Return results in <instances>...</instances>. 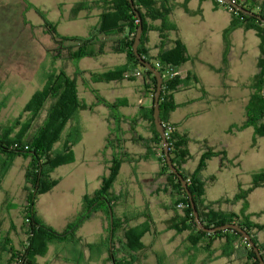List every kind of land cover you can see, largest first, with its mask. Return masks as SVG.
<instances>
[{"label":"crops","instance_id":"crops-1","mask_svg":"<svg viewBox=\"0 0 264 264\" xmlns=\"http://www.w3.org/2000/svg\"><path fill=\"white\" fill-rule=\"evenodd\" d=\"M172 2L175 7L169 16V24L175 26V29L166 32L167 39L164 49L170 50L174 47L175 42L180 41L186 47L188 59L178 69V75L184 81V84L173 93L177 107L168 114L167 122L178 134L188 136L190 139L188 149L192 157L184 165L186 173L194 174L197 172L200 160L207 150L211 149L225 153L224 160L220 157H214L207 162L206 168L200 172L201 179L206 182L205 198L207 203L221 202L220 205H217L216 210L240 214L244 202H232L231 199L241 189L248 190L252 187L255 175L264 171V152L261 153L264 137L257 136L252 127L241 129L246 121L247 106L252 96L258 92L257 76L259 73L261 40L257 44L255 61L248 66L249 60L244 57L246 53L245 43H248V39L247 41L239 39L234 42L226 38L225 32L232 21V14L229 11L217 5L215 0H173ZM23 3L20 16L25 21V14L30 10L27 11L25 2L23 1ZM76 3H79V1L68 0L66 3V0H60L57 8L60 11L61 18L66 17L71 23H76L82 17L81 12H74ZM210 5H212L215 18H218L222 12L230 14L231 18L227 24L221 25V29L217 33L219 47L217 59L212 62L208 60V63L201 64L206 71L203 72V84H199V77L192 64L201 59L206 46H215V43L211 41L212 37L202 36L198 42L201 45V50L198 49L194 54H190L187 43L182 37L179 20H182L183 23L186 21L189 28L195 31H198L200 26L203 28L205 26V29L208 30L209 24L204 22L203 14L208 12ZM83 12L87 13L85 14L86 19L98 18V24L100 23L102 10L94 8L91 11ZM25 23L27 25L26 21ZM155 26L160 27L161 22H156ZM238 30L244 31L243 35L245 37L248 33L256 31L253 29L247 30L244 27H239L235 31ZM151 33H156V37L151 38ZM151 33L146 48L151 56L157 57L160 53L161 33L159 31ZM221 33L225 35L223 40L220 39ZM63 36L79 37L71 34H64ZM255 36L259 37L257 31ZM117 39V37L102 38V42L105 44V52L102 55L111 56V59L118 56V59H121L123 63L102 72L73 70L70 66L73 61L69 59L67 50H62L57 58L54 57L53 54L57 50V45L51 39L48 46L44 48L48 66L45 69L43 84L40 89L31 92L33 96L41 90L46 84L47 76L55 71H65L67 73L71 68L73 70H71L72 75L67 74L76 77L77 82L80 77H88L86 81L81 83V89L78 82V94L83 102L94 106V108L79 111L73 117L62 133L59 141L62 143L61 149H55L56 152H61L69 141H74L72 152L77 158V170L84 173L90 168L85 156V153L89 150L87 143L93 139L96 141L95 145L89 150L91 157L94 159L93 168L96 170V189L82 195L81 210L78 211L77 216L83 210L85 196L100 189L103 176L109 175L111 162L115 153L119 151L117 148L105 150L107 140L110 137L116 139L121 150L127 152L131 158L130 161L122 164L114 184L113 192L120 197V201L115 205V213L132 227L146 223L150 224V232L142 240L145 248L137 253V261L134 264H173L165 255H160L162 250L157 252L158 250L155 247L149 248L157 238L166 239L167 243L172 245V253L180 252L182 259H179L178 264H188L189 259L194 256L195 258L198 256L196 260L199 264H214L216 261L222 264H246L245 242L242 239L234 243L236 252L230 258L223 255L226 239L213 241L211 245L214 258L209 261L210 256L207 252L198 251L188 242L189 238L194 236L193 233L177 234L176 231L171 229L174 226L172 224L174 219L172 208L178 200V194L172 189L167 175H161V163L156 139L157 129L145 117L147 111L153 106V98L147 86L149 81L144 76L136 77L135 73L140 69L134 66L128 69V75L131 79L125 78L111 82L93 81L92 74L109 72L126 64L125 54L116 53L113 50V45L118 41ZM254 43L256 42L254 41ZM76 44L75 42H69L65 44V47L75 46ZM235 47L240 48L238 51L240 54L233 64L236 74H234L233 79H230V71L232 72L230 60L235 58ZM243 68L245 71H243ZM79 72H81L80 75H78ZM241 76L246 79L244 83L240 79ZM207 85L215 86L216 90L214 89L210 93L206 87ZM100 86L101 88H98ZM91 90L97 91L110 103L122 101L124 104L118 108L117 112L107 106L98 105ZM236 95H238L237 99L234 97ZM10 103V100L7 101L6 107L1 108L0 106V109L5 112L9 109ZM115 114L119 116L116 131ZM98 115H102V118L97 119L96 116ZM2 116L1 113L0 119ZM77 150L80 152L79 157L77 156ZM28 160L26 164H29L30 160ZM259 162L260 167H258ZM125 166L130 169L128 171L130 176L137 171L141 172L143 185H134L133 188H130V185L121 186L117 184L119 176L126 172ZM147 167H150L149 171H147ZM7 171L0 173L1 180ZM61 183L62 180L56 187L60 186ZM214 189H217L215 194L211 192ZM22 190L26 193L19 205L15 207L14 213H11L12 204L9 203V192L3 190L0 185V264H9L12 256L11 249L15 254H22L28 244L30 233L26 218L28 206L26 179ZM3 197L5 198L4 201L2 200ZM247 201V214H249L250 220L263 227L262 230L254 232L256 241L259 244H264V184L254 188ZM154 210L159 211L158 215H154ZM36 213L40 219L38 210ZM95 216L101 219L102 226L95 243L89 240L88 233H79L77 234L78 240L64 239L50 244L47 254L38 257L36 264H113L110 261L112 250L111 246L108 245L106 217L101 212L96 213ZM56 243H59V246H54ZM94 247L97 250V256L91 258L88 252L94 250ZM180 249L182 251H179ZM149 253L153 255L151 258H148Z\"/></svg>","mask_w":264,"mask_h":264},{"label":"trees","instance_id":"trees-1","mask_svg":"<svg viewBox=\"0 0 264 264\" xmlns=\"http://www.w3.org/2000/svg\"><path fill=\"white\" fill-rule=\"evenodd\" d=\"M25 2V9L43 12L30 3ZM173 0H133L134 8L128 0H97L95 2L83 1L76 3L74 12L91 11L94 8L102 10L100 15V23L96 29L86 37H65L55 32L54 26L50 22H46L48 30L47 34L58 45L54 52L57 58L62 50L69 52V59L78 62L85 57H97L104 54L105 44L102 38L117 37L118 41L114 43L113 50L116 53H123L127 62L112 71L105 73H94V82H111L116 80L131 79L128 75V69L131 66L138 67L140 71L143 69L140 62L133 51V44L137 29L140 25L139 19L135 11H139L143 24V35L139 46L140 55L153 64V66L161 71L165 76V71L173 68L175 71L172 79L164 78L163 91L160 98L161 121L165 126H170L167 122L168 114L174 111L177 104L174 101L173 93L179 90L184 81L178 75V69L187 61L188 55L186 47L180 41L170 50H165V41L167 39L166 32L175 29V26L169 24V16L175 5ZM217 5L229 11L228 4ZM237 4L253 11L264 17V0H235ZM232 14V21L226 34L236 30L239 27L245 29H254L257 31L261 40V59L259 63V73L257 76V93L252 96L246 112V121L243 127H252L259 137H264V25L254 17H249L237 10L229 11ZM161 22L160 27H156L155 23ZM153 31L161 33V41L159 44L160 53L157 57L150 55L146 48L148 43V35ZM72 42L77 43L75 46L65 47V44ZM79 72L78 75H80ZM145 79L149 81L148 90H150L152 98L157 88V79L151 72L142 71ZM95 95L98 105L107 106L115 112L124 104V102L110 103L105 100L97 91L91 90ZM52 100L49 109L48 118L45 123L38 129L31 140L26 139V135L32 129L33 124L38 120L39 115L45 104ZM94 106L88 105L79 98L78 82L76 77L68 75L65 71L52 72L47 76L45 86L37 91L31 100L25 106L22 114L13 120L9 126L0 127V153L6 158L13 159L15 157H24L30 160L26 168V189L28 191V206L26 218L28 220L27 227L30 237L24 253L15 254L12 249V256L9 264H36V259L45 256L50 244L60 240H78L77 229L96 213H103L107 220L108 245L111 246L112 256L110 261L113 264H134L137 253L145 248L143 237L150 232V224H141L132 227L121 220L115 213V205L120 201V197L113 192L115 181L119 175L121 166L131 158L127 152L121 150L119 142L116 139L108 138L105 150L108 148L119 149L115 153L112 165L109 168V175L103 176L102 184L93 194L86 195L83 202V210L79 216L71 222L63 233H57L49 225L41 221L37 217L36 202L39 195L46 194L53 190L59 183V180L53 178V172L58 167L73 162L74 154L72 147L74 141H69L64 150L55 151V145L61 140L62 133L67 124L73 117L83 110H92ZM1 112V109H0ZM27 117L26 122H23ZM150 120L154 128V108L153 106L147 111L146 116ZM119 116L115 114V131L117 130ZM158 145V155L161 163V175L168 177L171 187L178 194V200L172 210L174 211V219L171 229L182 234L185 232L193 233V237L189 238L190 242L198 251L203 250L210 256L209 261L214 258L211 243L217 239H226L223 248V255L227 258L235 254L236 248L234 243L241 240V235L233 230L220 231L214 234H208L197 229L194 222L193 210L189 203L188 196L183 188L179 178L170 171L164 154L163 140L158 132H156ZM189 137L178 134L174 128L168 134V142L170 146V155L173 165L183 176L188 184V188L193 196L196 208L199 212L200 219L208 228H216L226 224H238L242 229L248 232L258 247L264 260V244H259L255 238V231L262 230L263 227L250 220L248 210V196L251 191L264 184V171L255 175L252 187L248 190H240V192L231 199L232 202L243 201L244 207L240 214L232 212H223L216 210L217 203H207L205 198L206 182L201 179L200 172L206 168L207 162L214 158L220 157L224 160L225 153L221 151L207 150L203 154L199 168L196 173L188 174L184 170V165L188 163L192 155L188 149ZM29 145V150L15 149L14 144ZM184 204V209H179L178 205ZM111 214L113 216V224H111ZM150 218V217H148ZM112 232V240L110 239ZM243 240V239H242ZM245 242V241H244ZM117 245L118 249H117ZM246 253V264H260L254 250L244 243Z\"/></svg>","mask_w":264,"mask_h":264},{"label":"rangeland","instance_id":"rangeland-1","mask_svg":"<svg viewBox=\"0 0 264 264\" xmlns=\"http://www.w3.org/2000/svg\"><path fill=\"white\" fill-rule=\"evenodd\" d=\"M34 6L39 8L43 14L37 12L36 10H30L25 14V21L22 20L20 13L21 8L24 3L22 0H0V106L1 108L6 107L7 101H11L9 109L3 112V116L0 119V127H6L18 118L27 103L31 100L32 94L41 88L44 81L45 69L48 66V59L45 56L44 48L49 44L52 39L49 34H47L48 27L46 22H50L55 29V32L63 36L64 34H71L79 37H86L97 28L99 22L98 18L86 19V12H81L82 17L76 21V23H71L66 17L61 18L60 11L57 8V4L60 0H29ZM79 2L83 1H95V0H77ZM68 0H66V3ZM68 15V14H67ZM231 16L228 13H221L218 18H215V13L212 11V5L208 12H204L203 20L209 24L208 30L202 26L199 27L198 31L189 28L187 22L184 23L179 20V25L182 30V37L187 43L188 51L190 54H194L198 49L201 50V45L198 44L199 39L202 36H210L215 43V46H209L204 48L201 59L198 62H194L192 65L195 67L196 74L199 77V84H203V72H205V67L201 64L208 63V60L214 61L218 57V37L217 33L221 29V25L227 24ZM25 23V25H24ZM187 25V30H186ZM92 28V29H91ZM254 30V29H253ZM256 31L248 33L245 37L244 31H231L228 35L225 32L226 38L232 41H247L245 43V58L249 60L248 66L251 62L255 61V51L257 44L259 42V37L255 36ZM150 34V33H149ZM156 33H151V38H153ZM221 33L220 39L223 40L224 36ZM156 37V36H155ZM149 38V35H148ZM254 41L256 43H254ZM57 45V44H56ZM58 48V45H57ZM235 58L230 60L232 72L230 71V79H233L236 74L234 69V61L238 59L240 52L239 47H235ZM262 52L259 56V63L261 59ZM233 57V54H232ZM102 55L97 58L85 57L82 60L75 62L73 61L70 65L73 70H91L102 72L107 69L121 65L123 62L118 59V56ZM67 72L72 75L73 72ZM72 70V71H73ZM243 71L244 68H243ZM88 77L78 78L80 89L82 87V82L86 81ZM241 81L244 83L246 81L244 76H241ZM258 82V81H257ZM208 91L212 93L215 86H206ZM98 88H101L98 87ZM258 89V86H257ZM15 93V94H12ZM233 96V93L231 92ZM110 97V96H108ZM238 97V95L234 96ZM12 99V100H11ZM50 99L43 110L41 111L38 120L33 124L32 129L26 135V139L31 140L34 137L38 129L45 123L48 118L49 109L52 104ZM3 103V104H2ZM196 105V104H195ZM194 105V106H195ZM97 119H101L102 115L96 116ZM27 117H24L23 122H26ZM94 139L87 143V147L90 148L95 145ZM261 153L264 152V145ZM62 143L59 142L55 145L56 150H60ZM79 149V148H78ZM85 153L86 161L90 165L89 170L79 172L77 170L78 162L77 158L74 156L73 162L69 164L62 165L55 169L53 172V178L58 179L59 182L62 180L60 186L56 187L50 193L39 195L37 197V210L38 216L41 221H44L47 225L53 228L57 233H63L70 222L74 221L78 216V211L81 210L82 195L92 192L96 189V170L93 168L94 159L91 157L90 151ZM77 156L79 157L80 152L77 150ZM200 159V158H199ZM28 158L15 157L13 159L6 158L0 153V173L7 171L6 174L0 179V185L3 190H8L10 195L9 203L12 204L11 213H14V209L19 202L23 199V195L26 193L22 190L25 185L26 177V164ZM29 161V160H28ZM198 161V160H197ZM193 163V161H192ZM112 165V162H111ZM153 165V164H152ZM260 167V162L258 163ZM126 172L121 174L118 178L117 184L121 186L130 185L133 188L134 185H143L141 172H135L134 175L130 176L128 171L130 169L126 167ZM3 169V170H2ZM149 171L150 167H147ZM133 183V184H132ZM213 194L217 192V189L211 191ZM234 198V197H233ZM232 198V199H233ZM4 197L2 200L4 201ZM36 210V211H37ZM158 210H154V215H158ZM75 218V219H74ZM74 219V220H73ZM101 219L98 216L93 215L90 219L86 220L78 229L77 234L88 233L89 240L95 243L98 238V233L101 230ZM160 227V226H159ZM56 243L54 246H59ZM119 246V245H118ZM160 252V255H165L173 264H178L179 259L181 260V254L178 251L172 253V245L167 243L164 238H157L156 241L149 246V248H154ZM88 252L91 258L97 256V250ZM160 250V251H159ZM179 251H182L180 249ZM153 255L149 253L148 258ZM194 256V255H193ZM70 257V256H69ZM198 257V256H197ZM196 257V258H197ZM195 256L189 259L188 264H199ZM162 260H164L161 257ZM214 264H222L216 261Z\"/></svg>","mask_w":264,"mask_h":264},{"label":"water","instance_id":"water-1","mask_svg":"<svg viewBox=\"0 0 264 264\" xmlns=\"http://www.w3.org/2000/svg\"><path fill=\"white\" fill-rule=\"evenodd\" d=\"M128 1L130 2L132 7L134 8L133 0H128ZM223 2L228 4L229 6H232L235 10H237L238 12H241L242 14H244L246 16L257 18L264 25V17L263 16L256 14L253 11H250V10L244 8L243 6H240L239 4L234 2L233 0H223ZM135 13H136L137 18L139 19L140 25L137 29V33L135 36V40H134V44H133V51H134L136 57L138 58V60L140 62L141 68L143 70H145V72L153 73L157 79V88H156V92H155L154 100H153L154 122L156 125L157 132L160 134V136L163 140L164 154H165V159H166L167 165H168L170 171L172 173H174L179 178L183 188L185 189L186 195L188 196V199H189V203H190L192 210H193L194 222L197 226V229L199 231H202V232H205L208 234H214L216 232L227 231V230L236 231L237 233H239L241 235V239H243L245 241V243H247L248 246L254 250L260 264H264V260L261 256V253H260L258 247L256 246L255 242L253 241L252 237L248 234L247 231L242 229L238 224H226V225L216 227V228H208L201 221L199 212L196 208V204H195L194 199H193V196H192V194L188 188V184L185 181V179L183 178V176L181 174H179L176 167L173 165V161H172V158L170 155V146H169L168 138H167L166 132H165V126L161 121L160 98H161L162 91H163L164 78H163L161 71L157 70L151 62L146 61L139 53V46L141 43V39H142L144 29H143L141 15H140L139 11H135ZM111 224H113L112 214H111ZM110 239L112 240V232H111Z\"/></svg>","mask_w":264,"mask_h":264},{"label":"built area","instance_id":"built-area-1","mask_svg":"<svg viewBox=\"0 0 264 264\" xmlns=\"http://www.w3.org/2000/svg\"><path fill=\"white\" fill-rule=\"evenodd\" d=\"M219 4H225L223 2V0H217ZM235 2V0H233ZM229 7V11H233V7L232 6H228ZM174 73L175 71L173 70V68H169L165 71V76H163V78H166V79H172L174 77ZM136 77H141L143 76V73L142 71L138 70L136 73H135ZM163 75V74H162ZM165 126V125H164ZM173 130V127L172 126H165V132H166V136L168 138V134L170 132H172ZM14 148L15 149H23V150H29V145L25 144V145H21L19 143H15L14 144ZM186 206L184 204H179L178 205V208L179 209H184Z\"/></svg>","mask_w":264,"mask_h":264},{"label":"flooded vegetation","instance_id":"flooded-vegetation-1","mask_svg":"<svg viewBox=\"0 0 264 264\" xmlns=\"http://www.w3.org/2000/svg\"><path fill=\"white\" fill-rule=\"evenodd\" d=\"M255 13V12H254ZM257 14V13H256Z\"/></svg>","mask_w":264,"mask_h":264}]
</instances>
